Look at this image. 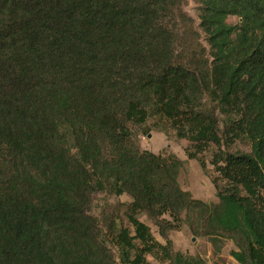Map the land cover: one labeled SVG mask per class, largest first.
Returning <instances> with one entry per match:
<instances>
[{
  "label": "trees",
  "instance_id": "1",
  "mask_svg": "<svg viewBox=\"0 0 264 264\" xmlns=\"http://www.w3.org/2000/svg\"><path fill=\"white\" fill-rule=\"evenodd\" d=\"M193 1L197 26L186 0H0V264H207L173 250L182 227L264 264V0ZM150 119L203 172L215 149V203L140 149ZM99 194L127 198L129 227L91 214Z\"/></svg>",
  "mask_w": 264,
  "mask_h": 264
},
{
  "label": "rangeland",
  "instance_id": "2",
  "mask_svg": "<svg viewBox=\"0 0 264 264\" xmlns=\"http://www.w3.org/2000/svg\"><path fill=\"white\" fill-rule=\"evenodd\" d=\"M183 11L194 20L195 26L198 25L196 20V5L193 0H186ZM227 23L235 25L237 20L235 18H227ZM163 123L156 119H150L141 127H131L132 135L135 142L139 145L141 150L149 151L153 154L168 155L172 154L180 161L184 162L183 170L179 176V185L185 191L190 192L192 197L205 203H215V190L211 184V178L216 177L213 173V167L210 165L212 154L215 151L210 147L200 158L204 163V172L195 160L187 158V151H192L190 145L185 140H178L175 133L171 130L163 132ZM162 129V131L160 130ZM149 136V137H148ZM230 153L242 152L249 153V145L245 141H236L228 150ZM127 202L126 197H112L106 195H95L91 206V214L98 217L104 225L111 218L114 209H118V216L121 224L129 227L124 218V207H120L122 203ZM139 220L149 226L152 235L159 243L164 244L157 233L156 227L146 218V216H139ZM168 238L172 243V248L175 251L197 254L201 256L207 264H236L232 258L229 259V252L235 250V246L231 241H225L222 247L220 256L213 255L211 245L202 237H193L191 233L184 227L179 231H171ZM148 264H159L151 256H146Z\"/></svg>",
  "mask_w": 264,
  "mask_h": 264
},
{
  "label": "crops",
  "instance_id": "3",
  "mask_svg": "<svg viewBox=\"0 0 264 264\" xmlns=\"http://www.w3.org/2000/svg\"><path fill=\"white\" fill-rule=\"evenodd\" d=\"M188 253H190L189 251H188ZM190 254H192V253H190ZM220 257H222V256H220ZM229 259H231V258H229ZM148 261V260H147ZM235 262V261H234ZM237 264V263H236Z\"/></svg>",
  "mask_w": 264,
  "mask_h": 264
},
{
  "label": "water",
  "instance_id": "4",
  "mask_svg": "<svg viewBox=\"0 0 264 264\" xmlns=\"http://www.w3.org/2000/svg\"><path fill=\"white\" fill-rule=\"evenodd\" d=\"M149 137V136H148Z\"/></svg>",
  "mask_w": 264,
  "mask_h": 264
}]
</instances>
